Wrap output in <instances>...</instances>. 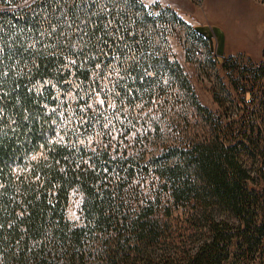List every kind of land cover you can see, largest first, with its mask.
Wrapping results in <instances>:
<instances>
[{
	"label": "trees",
	"instance_id": "obj_1",
	"mask_svg": "<svg viewBox=\"0 0 264 264\" xmlns=\"http://www.w3.org/2000/svg\"><path fill=\"white\" fill-rule=\"evenodd\" d=\"M182 22L141 0H0V264H225L230 218L239 249L258 241L245 158L264 127L202 106L169 46ZM149 108L186 141L149 143Z\"/></svg>",
	"mask_w": 264,
	"mask_h": 264
},
{
	"label": "rangeland",
	"instance_id": "obj_2",
	"mask_svg": "<svg viewBox=\"0 0 264 264\" xmlns=\"http://www.w3.org/2000/svg\"><path fill=\"white\" fill-rule=\"evenodd\" d=\"M141 1L148 7L158 5L162 9L169 8L183 21L174 28V33L169 38V46L174 60L181 65L202 106L215 114L216 117L226 115L229 119L223 118V124L231 125L233 129H235L233 122L238 121L240 118H243L240 124L244 123L246 127L259 125L263 128L264 109L256 101L264 97V77L254 86L253 102L246 104V96L238 99L235 92L237 76L226 70L221 58H218L216 54L218 55V48L221 44L223 45V55H226L224 52L225 44L235 47L238 43V26L232 24L233 28L231 25L232 20L230 18H233V15L243 19L245 17L254 23L248 29L249 32L246 29L243 33L264 37V4L260 0H226L227 4L224 5L227 6V10L223 8L221 10L218 6L219 0H196L194 2L191 0ZM199 49L207 52L205 58L199 59L196 57L195 51ZM212 52L215 56H212ZM237 55L247 56L246 54ZM257 63H264V58ZM149 109L151 111H147V114L148 119L151 121L148 122H152V118L155 119L153 122L159 125L158 135L161 136L160 140L158 137L157 140H151L149 143L160 145L163 142L171 144L180 137L186 141V129L182 121L179 123L181 126L178 127L177 122H175L176 117L170 112L162 117L152 111L154 108ZM188 114L191 126L189 130L192 133L205 136L210 131L205 127L206 124L193 115V111H189ZM253 115L260 117V119L254 118ZM140 130L141 128L137 132L140 133ZM254 137H256V134ZM261 139V147L258 150L252 149L253 154L251 153L245 158L251 167L254 163L258 167L264 165V135L261 136ZM149 150L153 153L156 146ZM256 180L258 184L263 181V179H259L258 175ZM256 184L249 183V187L257 192L260 203L264 204V188L257 187ZM82 204L83 195L77 191L72 193L70 206L67 210V217L70 221L76 223L80 220ZM223 216L219 217L217 215L216 218L221 220ZM229 225L233 228L229 233L234 235L230 246V254H233V256L231 260L228 258L225 264H236V245L240 241V237L237 238L240 222L235 218H230ZM200 244L201 242H197L195 247ZM183 249L187 250V248Z\"/></svg>",
	"mask_w": 264,
	"mask_h": 264
},
{
	"label": "built area",
	"instance_id": "obj_3",
	"mask_svg": "<svg viewBox=\"0 0 264 264\" xmlns=\"http://www.w3.org/2000/svg\"><path fill=\"white\" fill-rule=\"evenodd\" d=\"M195 55L199 59L205 58L207 52L205 50H197L195 51ZM212 56H215L214 52H212ZM221 58L223 66L227 71L234 73L237 78V86H236V94L237 96H241L242 98L246 96V104L252 103V96L254 94V86L259 83L263 78L261 77V73L264 70V63H257L252 61L249 57L245 55H223ZM262 97L256 101L261 103ZM264 103V101L262 100ZM259 179H263L261 183H257V187L264 188V165L259 166ZM264 207V204H262ZM236 264H264V232L258 238V241L253 244H243L241 249L236 246ZM229 260H231V255L229 252Z\"/></svg>",
	"mask_w": 264,
	"mask_h": 264
},
{
	"label": "crops",
	"instance_id": "obj_4",
	"mask_svg": "<svg viewBox=\"0 0 264 264\" xmlns=\"http://www.w3.org/2000/svg\"><path fill=\"white\" fill-rule=\"evenodd\" d=\"M218 6L222 10L225 9L227 10V6L224 4H227L226 0H219L218 1ZM242 18V17H241ZM239 16L236 17L233 15V18H230L231 25H237L239 29L238 33V38H237V45L231 46L228 45L227 43L225 44V49L224 52L226 55H237V54H246L248 57H250L253 61L255 62H261L264 58V37H258L256 35H252L250 33L245 34L243 33L244 30L250 28L251 25L254 23L250 21V19H247L244 17V19H241ZM239 22V23H238ZM232 25V27H233ZM231 27V28H232ZM234 28V27H233ZM249 32V31H248Z\"/></svg>",
	"mask_w": 264,
	"mask_h": 264
},
{
	"label": "water",
	"instance_id": "obj_5",
	"mask_svg": "<svg viewBox=\"0 0 264 264\" xmlns=\"http://www.w3.org/2000/svg\"><path fill=\"white\" fill-rule=\"evenodd\" d=\"M218 56H220V57L223 56V45L222 44L218 48Z\"/></svg>",
	"mask_w": 264,
	"mask_h": 264
}]
</instances>
